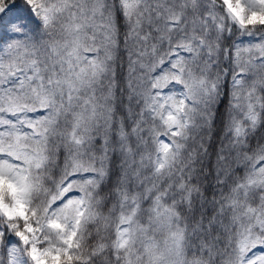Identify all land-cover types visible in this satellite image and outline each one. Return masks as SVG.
<instances>
[{"label": "snow or ice", "instance_id": "1", "mask_svg": "<svg viewBox=\"0 0 264 264\" xmlns=\"http://www.w3.org/2000/svg\"><path fill=\"white\" fill-rule=\"evenodd\" d=\"M0 264H264V0H0Z\"/></svg>", "mask_w": 264, "mask_h": 264}]
</instances>
